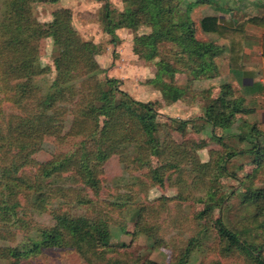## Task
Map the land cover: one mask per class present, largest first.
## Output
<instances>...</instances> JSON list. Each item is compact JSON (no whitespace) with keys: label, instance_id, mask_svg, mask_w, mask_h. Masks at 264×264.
<instances>
[{"label":"trees","instance_id":"obj_1","mask_svg":"<svg viewBox=\"0 0 264 264\" xmlns=\"http://www.w3.org/2000/svg\"><path fill=\"white\" fill-rule=\"evenodd\" d=\"M57 1L0 0V235L6 226L23 230L28 245L26 250L8 248L9 257L16 263L43 250L66 249L93 264V260L116 253L117 248L109 243L110 227L125 230L112 217L125 210L126 206L118 203L123 195L117 194L115 201L98 198L101 169L116 155L126 173L145 171L143 177L150 186L176 188L173 201L202 205L194 214L201 227L198 233L207 239L214 236L215 250L221 257L236 258L240 264H264V187L254 185L253 191L241 197V205L253 209L250 230L235 232L222 217L213 218L215 211H223L228 199L221 179H248L252 183L264 170V130L252 126L246 139L223 135L240 111L230 85L221 83L217 93L212 88L192 91L194 82L219 75L216 62L223 46L205 35L215 34L229 44L230 74L242 71L245 25L228 28L219 25L216 17H206L196 30L190 15L203 0H120L121 12L109 9L107 1L100 0L106 34L114 40L116 30L134 32V54L146 61L157 60L156 79L162 83L163 101L168 105L186 100L203 103L202 114L193 120L166 118L167 122L159 123V114L151 103L133 100L120 90L118 80L102 77L105 71L96 59L100 50L75 30L70 10L55 11L47 23L35 18L33 4ZM141 29L149 31L138 33ZM47 39L53 51L54 78L50 83L42 78L51 73V68L39 60V44ZM177 74L187 77L183 87L173 84ZM173 133L181 137L180 142L171 137ZM191 133L200 140L188 137ZM67 137L92 138L97 146L89 150L80 142L71 153L57 154L44 162L33 160L47 138L61 142ZM242 143L245 146L240 147ZM207 148V158L202 160L200 152ZM245 156L250 162L235 164L237 157ZM246 166L250 171L245 172ZM70 169L78 174L81 186L72 189L65 185L71 179L65 176ZM23 173L35 179L30 185L39 191L32 198L31 210L10 199L9 180L28 179ZM57 183L60 187L53 188ZM41 190L52 193L43 195ZM67 197L65 205L55 203L58 207L53 209V202ZM34 207L50 215L51 226L33 229L35 225L30 224V230H26L23 216ZM160 207L165 209L167 204ZM150 211L156 219L157 209L149 206L138 210L131 236L133 241L144 236L149 249H156L164 242L149 223ZM200 246L199 237L191 238L176 264H187ZM106 264L127 263L109 259ZM135 264L159 263L139 259Z\"/></svg>","mask_w":264,"mask_h":264},{"label":"rangeland","instance_id":"obj_2","mask_svg":"<svg viewBox=\"0 0 264 264\" xmlns=\"http://www.w3.org/2000/svg\"><path fill=\"white\" fill-rule=\"evenodd\" d=\"M106 1L109 9H114L117 12L123 11V4L120 0ZM203 1L204 3L196 6L190 15L192 26L194 25V28L198 31L200 30L199 22L214 13L215 4L213 0ZM32 7L35 18L41 23L49 22L52 18V13L57 10H70L72 25L75 30L83 40L94 43L100 50L96 59L99 67L105 71L102 77L106 76L118 80L120 82V90L128 94L133 100L151 103L159 114V123L167 122L166 118L193 120L202 114L203 103L197 100L178 101L171 105L163 101L160 92L162 83L156 79L157 66L155 63L157 60L146 61L134 54V32L126 29L116 30L114 33L116 38L114 40L106 34L101 18L103 1L58 0L52 4L38 2L33 4ZM143 31L148 32L149 30L141 29L138 33ZM206 38L208 39V37ZM52 57L51 41L49 39L42 40L39 44V60L43 66L51 68V73L42 78L45 79L46 83H50L54 78ZM219 61L220 59L218 58L217 62ZM186 78L184 74H177L173 84L183 87L186 84ZM215 78L217 76L208 81L207 79H201L194 82L192 91L198 93L208 87L217 88L218 83L215 84L214 80H212ZM37 82L42 85L41 81ZM196 124L199 123L196 121ZM171 137L176 142L181 141V137L177 133H173ZM188 137L196 141L200 140L197 135L192 133ZM80 142L89 150H94L97 146V142L92 138L67 137L61 142L53 138H47L43 143V150L33 156V160L44 162L54 155L71 153ZM209 148H216V146ZM209 148L200 152L202 160L207 158L206 154ZM152 164H156L154 158L152 159ZM248 171L250 169L246 167L245 172ZM144 173L145 171L133 172L132 174L126 173L125 168L116 155L111 156L103 165L100 174L101 190L98 198L100 200L115 201L117 194L123 195L118 203L126 206L125 210L121 214L115 212L112 217L115 222L122 223L125 230L123 232L118 226L111 225L109 243L113 248H117V252L108 254L101 261L93 260V264H106L109 259H122L127 264H135L139 259L141 261L142 259H149L159 264H176L180 257V252L186 247L190 239L198 237L201 246L199 250L192 252L187 264H240L236 258L225 259L221 257L220 253L215 250L216 241L213 238L214 236L207 239L199 235L198 231L201 227L198 222H195L194 214L202 209V205L192 201H173L172 198L176 197L178 191L176 188H170L166 185L163 187L150 186L149 181L143 177ZM25 174L29 175V173ZM65 176L71 177L70 181L65 182L67 187L73 189V186H81V180L75 170L70 169ZM26 177L28 179L9 180L10 199L13 203H19L21 208L31 210V205L34 204L32 198L39 191H36L35 187L30 185V183L33 184L35 182V179ZM239 180L241 182L230 179L220 180L222 187H224L222 191L228 196V199L225 201L223 211H215L213 215L214 219L222 217L223 222L230 227V230L235 232L244 228L250 230L254 225L252 218L254 216L253 209L241 205V197L245 196L249 190L253 191V186L258 185L259 181L255 180L249 183L248 179ZM60 184H53V188L60 187ZM250 185L252 188L249 187ZM40 193L47 195L51 194L52 191L41 190ZM67 199L68 197L53 202V209L58 207L57 203L65 205ZM165 203L167 207L160 209V206ZM149 206L153 207V210H158L156 219L155 215L151 211L149 212V223H153V227L157 228V237L164 242V246L156 249H149V244L144 236L137 237L135 241L132 240L131 236L134 232V221L138 215V210ZM18 211L22 218L23 214L19 208ZM78 213L82 214L83 211H78ZM23 217L25 218V224L28 226L26 230H30V224L35 225L33 228L35 229L37 226H51L53 223L50 215L44 214L36 207L33 208L29 215ZM258 232L260 233L261 231ZM25 234V231L13 227L9 228V226H6L2 228V234L0 235V264H88L75 252L66 249L43 250L39 254L31 255L27 259L14 263L8 255V248L21 247L26 250L28 245L25 241ZM249 235L251 236L252 234Z\"/></svg>","mask_w":264,"mask_h":264},{"label":"crops","instance_id":"obj_3","mask_svg":"<svg viewBox=\"0 0 264 264\" xmlns=\"http://www.w3.org/2000/svg\"><path fill=\"white\" fill-rule=\"evenodd\" d=\"M213 3L215 4L214 13L207 17H216L219 25L228 28L245 25L244 41L241 47L242 71H236V75L229 73V44L218 39L215 34L205 36L223 46L220 61L217 62L219 75L212 79L215 84L218 83L214 91L217 93L220 84L227 83L239 101L240 111L236 115L233 126L222 134L245 136L246 139L252 126L264 130V0H213ZM248 143V140H245L249 148L250 143ZM245 144H240V147ZM246 162H250V157L235 159L236 165ZM246 167L251 169L250 166ZM255 180H259L258 185L255 186L264 187V170L256 175Z\"/></svg>","mask_w":264,"mask_h":264},{"label":"built area","instance_id":"obj_4","mask_svg":"<svg viewBox=\"0 0 264 264\" xmlns=\"http://www.w3.org/2000/svg\"><path fill=\"white\" fill-rule=\"evenodd\" d=\"M263 110H264V99H263Z\"/></svg>","mask_w":264,"mask_h":264}]
</instances>
